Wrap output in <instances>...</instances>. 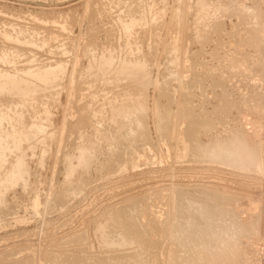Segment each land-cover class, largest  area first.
Here are the masks:
<instances>
[{"label": "rangeland", "instance_id": "rangeland-1", "mask_svg": "<svg viewBox=\"0 0 264 264\" xmlns=\"http://www.w3.org/2000/svg\"><path fill=\"white\" fill-rule=\"evenodd\" d=\"M200 1L0 0V264H188L196 248L173 215L185 191L211 200L210 228L236 233V264H264L261 0H208L219 12L205 16ZM237 47L249 61L233 72ZM222 92L236 108L210 113ZM184 103L215 119L200 139L237 126L260 162L194 155L190 113L172 112Z\"/></svg>", "mask_w": 264, "mask_h": 264}, {"label": "bare ground", "instance_id": "bare-ground-1", "mask_svg": "<svg viewBox=\"0 0 264 264\" xmlns=\"http://www.w3.org/2000/svg\"><path fill=\"white\" fill-rule=\"evenodd\" d=\"M188 2H189V0H187ZM210 1H212L213 2V0H210ZM215 1V0H214ZM218 0H216L215 2H214V4H216V2H217ZM220 1V0H219ZM237 1V0H236ZM257 1V0H256ZM256 1H254L255 3H256ZM192 2V1H191ZM196 2V1H195ZM207 2H208V0H201L200 1V6H196V7H202L203 9H201L200 11L201 12H203L204 13V16H205V14H207V13H209V11H210V8H214V6H215V8H214V10L216 9V5H214L213 6V4L211 3V5L213 6V7H210V8H208L209 7V4L207 5ZM221 2L222 1H220V3H218V6L220 7V5L219 4H221ZM224 2V1H223ZM230 2V1H229ZM231 2H232V0H231ZM243 2H245V1H243ZM259 2H261V3H257V4H259L258 6H256L255 4V7H256V15L255 16H257L258 17V20H260L261 22H262V24L264 23V0H261V1H259ZM263 2V3H262ZM193 3V2H192ZM191 3V5L192 6H194L193 4ZM199 3V2H198ZM210 3V2H209ZM224 3H227V4H225V5H229L228 4V2H224ZM224 3H222V4H224ZM242 3V2H241ZM188 4H190V2L188 3ZM196 4V3H195ZM221 4V5H222ZM244 4V3H243ZM210 5V6H211ZM174 7H175V5H173ZM178 6V5H177ZM189 6V5H188ZM191 6V7H192ZM247 6L249 7V3L247 4ZM179 7V6H178ZM222 7V6H221ZM220 7V9H222ZM224 7V6H223ZM230 7H231V5H230ZM177 8V7H176ZM175 8V9H176ZM195 7H192V9H194ZM229 8V7H228ZM228 8H226L225 7V9L224 10H227ZM239 8V7H238ZM207 9H209V11L207 10ZM217 9H218V11H216L217 12V14H218V12H219V8L217 7ZM241 9H243V8H240V10ZM195 10H196V8H195ZM228 10H230V8L228 9ZM239 10V11H240ZM245 10L247 11V10H249L247 7H245ZM177 11H178V9H177ZM176 11V12H177ZM198 11H199V9H198ZM200 11H199V13H200ZM208 11V12H207ZM212 11H213V9H212ZM243 11H244V9H243ZM242 11V12H243ZM174 12V11H173ZM224 12V13H223ZM222 12V10H221V15H220V17L219 18H221V16H222V14H227L226 12H228V11H223ZM248 12V11H247ZM178 13H179V11H178ZM203 13H202V16H203ZM233 13V12H232ZM239 13H241V12H239ZM246 13V12H245ZM209 14H212V12H210ZM215 14V15H214ZM237 14H238V12H237ZM174 16V18L176 19V17H175V14H173ZM179 15V14H178ZM200 15H201V13H200ZM241 15H242V13H241ZM241 15H239V16H241ZM207 16V15H206ZM211 17H217V15H216V13L214 12L213 13V16L212 15H210ZM233 16V15H232ZM207 17H209V16H207ZM225 17V16H224ZM224 17H222V18H224ZM173 18V19H174ZM218 18V17H217ZM222 18H221V20H222ZM225 19V18H224ZM177 20H178V18L176 19V21L175 22H177ZM256 20V19H255ZM213 21V20H212ZM215 22L216 21H218V19L216 20H214ZM223 21V20H222ZM257 21V20H256ZM222 23V22H221ZM260 23V22H259ZM226 24V23H225ZM224 24V25H225ZM260 26H262L261 24H259ZM264 25V24H263ZM259 26V27H260ZM264 27V26H263ZM263 27H260L259 28V32H258V34L256 35V39H255V42H254V44L255 45H257V46H262L263 44H264V29H263ZM241 31V30H240ZM246 31V30H245ZM247 32V31H246ZM244 33V32H243ZM231 34V33H230ZM229 34V35H230ZM228 35V34H227ZM228 35V36H229ZM231 36H233V35H230L229 37H231ZM223 37H224V35H223ZM220 38H222V35L220 36ZM232 38V37H231ZM235 38L237 39H239L238 41L239 42H237L238 43V45L237 46H240L239 44H244V42H242L241 40H242V38H241V35L240 34H238V35H235ZM235 38H233L232 39V41H230V43H233L234 41H235ZM254 40V39H253ZM222 41V40H221ZM228 41H229V39H228ZM222 43H223V45L224 46H226V43H228L227 41H226V43L225 42H223L222 41ZM221 46H223L222 44H220ZM241 45V46H242ZM246 45V44H245ZM223 46V47H224ZM247 46V45H246ZM264 46V45H263ZM175 47V46H174ZM173 47V48H174ZM245 47V46H244ZM251 47V46H250ZM256 47V46H255ZM176 48V47H175ZM174 48V49H175ZM173 49V52L172 53H174L175 52V50L177 49H175L174 50ZM242 49V48H241ZM245 49V48H244ZM243 49V51H245ZM259 49H262V53L264 54V52H263V48H259ZM221 50H223L222 48H221ZM220 50V51H221ZM224 50H225V48H224ZM240 51V49L237 47V50L235 51V52H233V53H231V55L233 54V56L234 57H232L231 59H230V68L232 69V71L233 72H235V67L236 66H238V61H240L241 62V60L240 59H242V57L244 58V57H246V59L249 57V56H242L241 58H239V55H236V52L237 51ZM177 51V50H176ZM238 51V52H239ZM243 51H241L242 53H243ZM258 51V50H257ZM242 53H241V55H242ZM259 53V56H261L260 55V52H258ZM177 53H175V55H176ZM228 54V53H227ZM235 54V55H234ZM238 54V53H237ZM246 54V53H245ZM175 55H174V57H175ZM225 55V54H224ZM247 55H248V53H247ZM250 55H251V53H250ZM222 56V55H221ZM254 56H256L255 54H254ZM264 56V55H263ZM262 56V57H263ZM176 58H177V55H176ZM224 60H226L225 59V57L223 58ZM245 59V58H244ZM252 59H254V58H252ZM178 60V59H177ZM248 60V59H247ZM262 60V62L264 61L263 60V58L261 59ZM222 61V60H221ZM227 61V60H226ZM249 61V60H248ZM255 61V60H254ZM259 62V61H258ZM261 61H260V64L262 63ZM224 63H225V61H224ZM242 63V62H241ZM240 63V64H241ZM249 63V62H248ZM253 63V62H252ZM255 63H257L256 61H255ZM226 64V63H225ZM247 64V63H246ZM254 64V63H253ZM253 64H252V66L251 65H248V67H250L251 66V69H253L254 70V68L255 67H253ZM262 64H264V63H262ZM229 65V64H228ZM256 65V64H255ZM226 66V65H225ZM258 66H261V65H258ZM263 67H264V65H262ZM228 67V66H227ZM240 67V66H239ZM245 66H243V68H244ZM246 68V67H245ZM256 68H257V66H256ZM229 69V68H228ZM250 69V68H249ZM262 69V68H261ZM230 70V69H229ZM260 70V69H259ZM258 70V71H259ZM231 71V72H232ZM255 71V70H254ZM253 71V72H254ZM42 72V71H41ZM221 72H223V70L221 71ZM256 72V71H255ZM254 72V73H255ZM260 72V74H262L261 73V70L259 71ZM258 72V73H259ZM40 73V72H39ZM44 73V72H43ZM42 73V74H43ZM46 73V72H45ZM221 75L220 76H223L222 75V73H220ZM231 74V73H230ZM236 74V73H235ZM40 75V74H39ZM38 75V73H37V75L36 76H39ZM225 75V74H224ZM237 75V74H236ZM227 76L228 75H226V77L225 78H227ZM231 77L230 78H232V74L230 75ZM215 78V77H214ZM257 78V77H256ZM222 78H220L219 80H217L219 83L221 82V83H223L222 81H220ZM233 79V78H232ZM228 82V81H227ZM1 83V82H0ZM221 83H220V85H221ZM3 84V83H2ZM223 86V85H222ZM226 90H223V92H225ZM228 91V90H227ZM233 91V90H232ZM222 92V93H223ZM229 92V91H228ZM234 92V91H233ZM218 93V92H217ZM227 93V92H226ZM226 93H223L224 94V96H222V102H220V103H218V104H216V106L215 105H213V108H214V110H208V109H206V111L208 110V111H210V113L213 111L215 114H216V112L218 111V109H219V107H224V106H227L228 107V104H229V106L230 105H232L233 103L231 102V100L233 99V97H232V99L231 100H229V96H228V94L227 95H225ZM230 93V92H229ZM232 93V92H231ZM217 95V94H216ZM215 95V96H216ZM218 96V95H217ZM220 96V95H219ZM174 97V96H173ZM172 97V98H173ZM228 97V98H227ZM215 97H213V99H214ZM220 98V97H219ZM205 101V100H204ZM203 101V102H204ZM202 102V103H203ZM217 102H218V100H217ZM235 102V101H234ZM175 104V103H174ZM237 104V103H236ZM239 104V103H238ZM238 104L236 105V106H238ZM186 105V103H184L183 104V107L182 106H180V108H178L179 109V111H176V108H173L172 109V112H173V116H175V115H178V114H181L183 117L182 118H184L183 120H186V115H188L189 113V115L187 116V122H188V124L186 123V121H185V129H183L184 130V138H185V142H190V141H188L189 140V138L191 139V140H194V143H193V141H191L190 143H193V145H192V147H189V148H192L190 151H192L193 152V154L194 155H197V156H201V157H203L204 159H205V157L206 156H210V157H217V158H220V160L221 161H224V163H226V164H229V165H231V166H235V167H242V166H244V165H246V164H249V163H252V164H258L259 162H260V154H259V152H257V150H256V146H255V144H256V142H255V140L256 139H254V141L253 142H251V141H249V139H250V137H251V139H252V136H250L249 137V139H248V136H247V134H245L244 132H242V131H238L235 127H237V126H233V127H231V129H230V131L228 132V133H226V132H224V133H226V134H214L213 133V131H212V134H214V135H210L211 134V132H210V134H209V137L207 138V140H203V139H200V138H202V137H199V135H200V133L203 131L204 133H205V130H206V132H208L209 130L208 129H211V126H212V128L214 129V125H215V123H214V121L213 120H215L214 119V117H213V115L211 116V117H202L199 113L198 114H196L195 112H193V113H195V114H192L191 112L192 111H194V109H190V112H189V109H188V111L187 112H189V113H185L184 111H186V110H184V106ZM191 105V104H190ZM234 105V104H233ZM232 105V108H231V110L235 107V106H233ZM174 106H176V105H174ZM187 106H188V103H187ZM197 106V105H196ZM203 106V105H202ZM208 106V105H207ZM215 106V107H214ZM177 107H179V105H177ZM188 107H190V106H188ZM187 107V108H188ZM199 107V106H198ZM185 108H186V106H185ZM207 108V107H206ZM229 107H228V109L227 110H229L230 109ZM236 108V107H235ZM239 108V107H238ZM183 110V112H182V110ZM205 109V107L203 108H201V110H204ZM220 109H222L223 110V108H220ZM219 109V111H221ZM225 109V108H224ZM200 110V109H199ZM200 110V111H201ZM231 110H229V111H231ZM207 111V112H208ZM216 111V112H215ZM202 112V111H201ZM204 112V111H203ZM212 112V113H213ZM209 113V112H208ZM180 115V116H181ZM204 115H206V112H205V114ZM179 116V118H181ZM176 117V116H175ZM181 118V119H182ZM175 122L178 120V118L175 120V119H173ZM180 120V119H179ZM174 121H173V124H174ZM257 122V121H256ZM177 123H178V125H180L182 122L180 121V123L177 121ZM255 124V123H254ZM253 124V125H254ZM257 124H259L258 122H257ZM175 125H176V123H175ZM174 125V126H175ZM260 129L262 128V126H263V123H260ZM183 127V128H184ZM217 126H215V128H216ZM254 127H256V126H254ZM254 127H252V128H254ZM177 129V128H176ZM175 129V130H176ZM254 129H256V131H257V128H254ZM183 130H181V132L183 131ZM220 130V129H219ZM218 130V131H219ZM250 130V129H249ZM254 131V130H253ZM256 131H255V134H256ZM179 132V131H178ZM202 132V133H203ZM222 132V131H221ZM221 132H218V133H221ZM249 132V131H248ZM259 132V131H258ZM175 133V132H174ZM260 133V132H259ZM258 133V134H259ZM176 134V133H175ZM249 134H252L251 132L249 133ZM254 134V133H253ZM261 134V133H260ZM177 135V134H176ZM181 134H180V132H179V135L178 136H180ZM81 137H82V135H80ZM173 136L176 138V136L173 134ZM258 136V135H257ZM205 137V136H204ZM81 139V138H80ZM1 140V139H0ZM4 141V140H3ZM177 141H178V139H177ZM182 142H184V141H182ZM2 143V142H1ZM178 143V142H177ZM186 143V144H187ZM182 144V143H181ZM185 143H183V145H184ZM2 145H4L3 143H2ZM179 145V144H178ZM178 145H177V147H178ZM188 145L190 146L191 144H189L188 143ZM180 146V145H179ZM182 146V145H181ZM183 147V146H182ZM185 148L187 147V146H184ZM188 148V149H189ZM182 149V148H181ZM182 151V150H181ZM186 151H187V148H186ZM187 152H189V150L187 151ZM186 152V153H187ZM182 153V152H181ZM207 189H203V191H206ZM201 191V190H200ZM203 191H202V193H203ZM209 191V190H208ZM176 192H177V190H176ZM209 192H211V190L209 191ZM214 192V191H213ZM201 193V194H202ZM212 194V193H211ZM36 195V194H35ZM191 195V193H189V192H187V191H185L182 195H181V199H180V202H179V204H181L180 206H174V208H173V215H174V217L175 218H178L180 221H179V223L176 225V228H178V229H182V230H184L183 231V233L185 234V236L187 235V236H189L188 237V239H189V241L190 242H192V246L193 247H195L196 248V250H195V248H193L192 249V251L193 250H195L191 255H190V259H189V263L188 264H202V259H205V260H207L208 261V264H226L225 263V261H233V262H235V264H236V261H234V260H232V259H234V258H237V254H238V252L240 251V249L241 248H239V244L237 245L236 243H239V241H237L236 242V240L234 239L236 236V233H235V235H231L230 233V235H229V237H223V235H224V230H223V232H222V234L221 233H219L218 232V229L216 230V229H214L215 227H212V228H210L211 227V224H212V221H210L209 220V216L208 215H206V211H205V208H207V207H211V205H212V203H210L211 202V200L210 199H208V200H210V201H205L206 199H207V197H205V200H204V202L203 203H201L202 201H203V197L201 198V197H199V198H201L202 199V201H198V203H200V204H203L202 206L199 204H197L196 203V206H195V202H197V200H199V198L197 199H194V196L193 197H191L190 196ZM215 195V194H214ZM201 196V195H200ZM202 196H205V192H204V195H202ZM211 196V195H210ZM209 196V197H210ZM216 196V195H215ZM233 196V195H232ZM231 196V198H233L234 199V197H232ZM212 197V196H211ZM213 198V197H212ZM200 199V200H201ZM36 201V200H35ZM193 201H195V202H193ZM40 202V201H39ZM194 204V205H193ZM198 205V206H197ZM189 215H192L191 217H189ZM234 216H235V218H237L238 219V217L239 216H237L236 217V215L234 214ZM234 218V219H235ZM233 219V218H232ZM237 219L235 220L236 222H237ZM239 220L240 219H238V222H239ZM232 221V220H231ZM231 221H230V223H231ZM236 222H232V223H235L236 224ZM237 222V223H238ZM230 223H229V225H230ZM240 223H241V221H240ZM240 223H238V224H240ZM237 224V225H238ZM243 224V223H242ZM228 225V224H227ZM236 225V226H237ZM244 225V224H243ZM213 226V225H212ZM222 226V225H221ZM235 226V225H234ZM235 226V227H236ZM240 228H241V225H238ZM237 226V227H238ZM103 227H104V225H103ZM223 227V226H222ZM243 227V226H242ZM226 228H228L227 226H226ZM244 228H245V226H244ZM99 229H102L101 227L99 228ZM224 229V228H223ZM231 229V228H230ZM237 229V228H236ZM241 229H243V228H241ZM103 230V229H102ZM245 230V229H244ZM97 231V230H96ZM218 232L217 233V242L214 244L212 241H211V235L213 234V233H215V232ZM228 231V230H227ZM234 231V229L232 230V232ZM239 230H237V232H238ZM124 232V231H123ZM123 232H121L120 234L121 235H119L121 238H122V236L125 234H123L122 235V233ZM221 232V231H220ZM228 232H230V231H228ZM182 233V234H183ZM128 234V233H127ZM129 236V238H131V236H132V234L130 235H128ZM128 236H127V238H128ZM183 236V235H182ZM124 237V236H123ZM126 237V236H125ZM133 238H135V236L133 235L132 236ZM238 237H239V235H238ZM237 237V238H238ZM103 238H105V237H102V239ZM109 238H111V237H109ZM127 238H125V239H127ZM112 239V238H111ZM111 239H109V240H111ZM120 238L118 237L117 239H112L113 240V242L112 243H114V241L115 240H119ZM123 239V238H122ZM121 239V240H122ZM124 239V240H125ZM186 239H187V237H186ZM123 240V241H124ZM127 240H129V239H127ZM127 240H126V242H127ZM134 240V239H133ZM232 240H234V242L232 241ZM122 241V242H123ZM110 242V244H112ZM119 242V241H118ZM125 242V241H124ZM116 243H117V241H116ZM115 243V244H116ZM130 243V242H129ZM223 243V244H222ZM118 244V243H117ZM121 244V243H120ZM124 244V243H123ZM127 244V243H126ZM191 251V252H192ZM134 255H132V257H133ZM112 257V256H111ZM134 258H135V256H134ZM113 259V258H112ZM235 260H237V259H235ZM112 261H114V260H112ZM111 261V262H112ZM116 263H117V261H116ZM115 263V264H116ZM112 264H114L113 262H112ZM117 264H120L119 263V261H118V263ZM122 264V263H121ZM228 264H230L229 262H228Z\"/></svg>", "mask_w": 264, "mask_h": 264}]
</instances>
